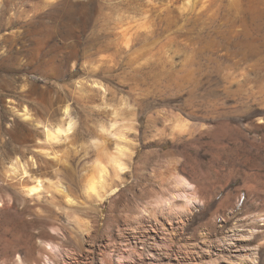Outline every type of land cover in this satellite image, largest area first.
<instances>
[{"label": "rangeland", "instance_id": "obj_1", "mask_svg": "<svg viewBox=\"0 0 264 264\" xmlns=\"http://www.w3.org/2000/svg\"><path fill=\"white\" fill-rule=\"evenodd\" d=\"M66 107L76 127L49 144ZM105 142L126 169L108 167L101 201ZM251 151L264 159V0H0V264H226L195 257L208 246L264 264ZM179 193L196 205H161Z\"/></svg>", "mask_w": 264, "mask_h": 264}, {"label": "bare ground", "instance_id": "obj_2", "mask_svg": "<svg viewBox=\"0 0 264 264\" xmlns=\"http://www.w3.org/2000/svg\"><path fill=\"white\" fill-rule=\"evenodd\" d=\"M45 30L47 31V29H45ZM25 31H26L25 34L27 36V33H30V30H25ZM46 31H43L44 35L42 36V38H36L37 39L36 43H38V44L45 43L46 39L49 36V35H47L48 32L46 33ZM21 37H23V36H21ZM22 47H25V46H22ZM39 47H41V46L39 45ZM77 47H78V45L73 46L75 53L77 51ZM36 48L37 47H35L34 49H36ZM22 51H24V48L20 49L18 52H22ZM25 51H28L30 54V57L32 59H35L34 58L35 56L33 54V53L37 54L35 52V50L32 51V50H28L27 48H25ZM12 52H13V50L11 51V53ZM15 52H13V53H15ZM37 58L38 57H36V59ZM63 110H64L62 113L63 116H62V118L58 124H56L53 127H51V126L45 127L44 126L45 127V129H44L45 141L49 144L55 143V142L61 140L65 136H69V134H71L76 127V122H75V119L73 118V116L71 114L70 108L66 107ZM21 116L25 120L31 119V116L27 110L23 111ZM104 131L107 132L106 130H104ZM105 144H106V142L104 144H101V147H102L101 151H103V153L107 157V158H105V159H107V161H106V163H99L98 166L96 165V169H94V171L96 170V172L93 171L90 179H88L89 180L88 183H89L90 195H92L93 197H96L98 200H101V201H102V199H104V196H105V195H102L103 193H101V190L103 188H105L106 186H108V185H105L107 183L106 178H107L108 171H109L108 167L109 166L112 167L116 171L117 174L122 173L126 169V164L122 159V157L124 155H126V153H124L125 151L123 152V150L121 148H119V146L115 147V149H114V148H112V145H111V147H109V145L107 146ZM242 158H244V160H242V163L244 161V167L246 168V170H244V172H241L243 174H240L242 181H243L242 189L249 192L250 194H252L254 192L255 193L261 192L262 190H264V176L262 174V172H264V161H263L264 159L261 155V152L251 151L247 154H244ZM12 172L16 174L17 168L13 167ZM41 183L42 182H40V180H39V181H37V183L35 185H32L28 188L26 187L27 194L32 195V196L37 195L41 189ZM177 185L179 188H181L183 190L185 189L186 191L187 190L188 191L194 190V186L184 177H181L179 179V181H177ZM106 189H107V187H106ZM106 192H108V191H106ZM263 193H264V191H263ZM186 196H188V195H186ZM186 196H185V194L179 193V194L171 197L170 199H167L164 201L161 199L162 200L161 205L163 207L169 208L173 204V201L176 200V198L178 199V198L183 197V198L187 199ZM187 201H189L188 203H190L191 205H196V201H194L193 199H187ZM246 237H247L246 235L234 233L232 237L217 241L215 243V248L217 249L218 252L230 251L233 248L236 249L237 246L239 245V243L243 242L246 239ZM206 248L209 249L211 247L208 246ZM206 248H198V251H197L195 257L199 261L206 260V259H212V257H215V258H218V259L224 261L226 264H258L257 263L258 260L256 257L257 254H255L254 252L248 253L246 251V252H242V253L236 254L235 256L228 257L225 259L223 256L218 257L217 255H212L211 251L209 252V250H207ZM237 252H238V250H237ZM218 259L211 260V261L217 262ZM185 261L188 262L187 260H185ZM20 263L24 264L23 262H20Z\"/></svg>", "mask_w": 264, "mask_h": 264}]
</instances>
